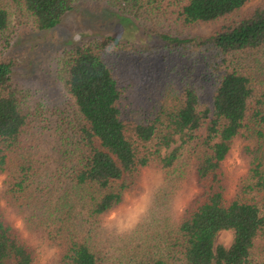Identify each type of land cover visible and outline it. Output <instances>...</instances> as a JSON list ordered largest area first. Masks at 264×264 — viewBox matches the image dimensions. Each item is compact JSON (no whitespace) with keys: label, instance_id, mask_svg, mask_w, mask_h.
Listing matches in <instances>:
<instances>
[{"label":"trees","instance_id":"16d2710c","mask_svg":"<svg viewBox=\"0 0 264 264\" xmlns=\"http://www.w3.org/2000/svg\"><path fill=\"white\" fill-rule=\"evenodd\" d=\"M8 1L0 0V264H37L31 237L56 251L46 264H264V88L233 60L264 48V6L209 36L182 38L160 29L162 13L173 9L186 24L211 22L251 0H109L117 15L163 40L152 51L208 60L212 101L203 98L205 86L193 70L138 100L134 82L117 75L110 59L148 47L116 36L74 45L64 57L65 83L83 123L78 140L65 141L71 164L64 178L44 173L47 155L25 134L22 88L7 56L17 34ZM78 1L18 0L39 30L58 26ZM238 145L247 171L234 197L227 200L213 186L178 214L173 201L180 186L217 177ZM148 168L164 176L148 215L127 234L107 227L108 214ZM6 208L21 218L24 235ZM223 230L234 231L229 247L216 243Z\"/></svg>","mask_w":264,"mask_h":264},{"label":"rangeland","instance_id":"374dc122","mask_svg":"<svg viewBox=\"0 0 264 264\" xmlns=\"http://www.w3.org/2000/svg\"><path fill=\"white\" fill-rule=\"evenodd\" d=\"M8 4L13 13V23L17 26V34L7 56L14 61V77L22 88L23 111L28 116L25 134L40 152L47 155L48 167L45 174H64L65 166L71 164L64 153L65 141L67 138L78 140V129L83 118L65 83L64 57L74 45L89 38L116 36L125 42L148 47L142 54L115 53L110 59L117 75L119 73L126 82H134L133 94L138 100L158 95L166 83L181 79L184 74L193 70L205 86L203 98L207 102L212 101L214 77L210 71H206L208 60L201 55L196 58L168 50L152 51V48L161 46L163 40L148 32L138 22L124 20L117 15V9L109 0H79L62 22L50 30L35 28L29 16L22 12V5L18 0H9ZM259 6H264V0H251L241 9L223 18L193 24L184 23L173 9H169L160 15L159 27L182 38L209 36L222 27L243 19ZM75 33H79L76 40L73 39ZM233 60L240 71L252 77L257 88H264V48L239 53ZM69 149L73 152V143ZM246 171L247 162L242 155L241 145H238L234 153L223 162L217 177L211 176L202 184L197 179L186 183V179L181 181L184 184L175 196L173 207L177 206L175 209L178 214L183 213L194 199L204 200L206 196L203 197V194L212 190L213 186L216 189L222 187L225 198L230 200L237 192L239 180ZM163 178L157 169H145L139 187L131 190L126 195L125 203L108 214L107 227L118 232L122 220L133 222L138 217L141 219L148 215ZM2 181L3 177H0V190L3 187ZM6 214L24 235L21 218L8 208ZM233 239V230H223L217 235L216 243L229 247ZM30 240L37 247V264H46L50 257L56 255V251L49 250L35 238L31 237ZM6 264L16 262L10 260Z\"/></svg>","mask_w":264,"mask_h":264},{"label":"clouds","instance_id":"9594fccd","mask_svg":"<svg viewBox=\"0 0 264 264\" xmlns=\"http://www.w3.org/2000/svg\"><path fill=\"white\" fill-rule=\"evenodd\" d=\"M78 38H79V33L73 34L74 40H76ZM139 224H140L139 217L133 222H129L127 220H122L120 223V226L118 227V230L121 231V234H127L129 232L134 231L139 226Z\"/></svg>","mask_w":264,"mask_h":264}]
</instances>
